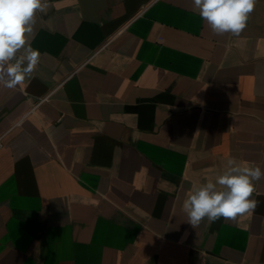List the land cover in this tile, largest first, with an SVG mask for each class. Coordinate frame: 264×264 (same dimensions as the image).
I'll return each instance as SVG.
<instances>
[{
	"label": "crops",
	"instance_id": "0c3cea01",
	"mask_svg": "<svg viewBox=\"0 0 264 264\" xmlns=\"http://www.w3.org/2000/svg\"><path fill=\"white\" fill-rule=\"evenodd\" d=\"M49 3L32 79L0 85V264H264V180L236 220L182 209L264 166V0L238 37L192 0Z\"/></svg>",
	"mask_w": 264,
	"mask_h": 264
},
{
	"label": "clouds",
	"instance_id": "9594fccd",
	"mask_svg": "<svg viewBox=\"0 0 264 264\" xmlns=\"http://www.w3.org/2000/svg\"><path fill=\"white\" fill-rule=\"evenodd\" d=\"M257 0H192L198 13L216 35L238 37L247 26ZM49 0H0V85L15 89L31 80L41 53L34 49L38 13H47ZM264 180V166L245 165L227 159L215 180L193 184L183 201L187 223L195 229L202 222L221 218L236 220L251 214L258 206L256 184Z\"/></svg>",
	"mask_w": 264,
	"mask_h": 264
},
{
	"label": "built area",
	"instance_id": "2783aa9c",
	"mask_svg": "<svg viewBox=\"0 0 264 264\" xmlns=\"http://www.w3.org/2000/svg\"><path fill=\"white\" fill-rule=\"evenodd\" d=\"M3 146V143H2V141H1V139H0V147H2Z\"/></svg>",
	"mask_w": 264,
	"mask_h": 264
}]
</instances>
